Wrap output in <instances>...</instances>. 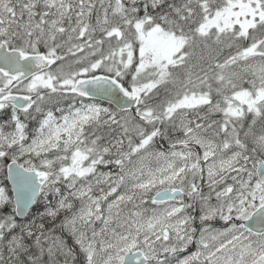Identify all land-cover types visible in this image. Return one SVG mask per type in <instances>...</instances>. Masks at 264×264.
<instances>
[{"label":"snow or ice","instance_id":"6c2138e0","mask_svg":"<svg viewBox=\"0 0 264 264\" xmlns=\"http://www.w3.org/2000/svg\"><path fill=\"white\" fill-rule=\"evenodd\" d=\"M0 264H264V0H0Z\"/></svg>","mask_w":264,"mask_h":264}]
</instances>
